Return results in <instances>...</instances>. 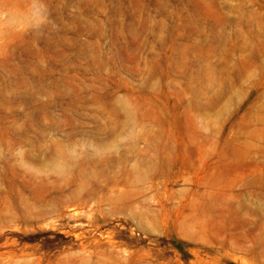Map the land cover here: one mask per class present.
Returning <instances> with one entry per match:
<instances>
[{
	"label": "rangeland",
	"instance_id": "374dc122",
	"mask_svg": "<svg viewBox=\"0 0 264 264\" xmlns=\"http://www.w3.org/2000/svg\"><path fill=\"white\" fill-rule=\"evenodd\" d=\"M0 264H264V0H0Z\"/></svg>",
	"mask_w": 264,
	"mask_h": 264
}]
</instances>
